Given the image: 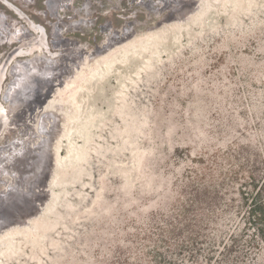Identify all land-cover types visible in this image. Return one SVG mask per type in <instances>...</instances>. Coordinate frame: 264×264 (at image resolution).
Masks as SVG:
<instances>
[{"label": "rangeland", "instance_id": "1", "mask_svg": "<svg viewBox=\"0 0 264 264\" xmlns=\"http://www.w3.org/2000/svg\"><path fill=\"white\" fill-rule=\"evenodd\" d=\"M56 1L0 0V264H216L178 220L211 160L264 154V0Z\"/></svg>", "mask_w": 264, "mask_h": 264}, {"label": "trees", "instance_id": "2", "mask_svg": "<svg viewBox=\"0 0 264 264\" xmlns=\"http://www.w3.org/2000/svg\"><path fill=\"white\" fill-rule=\"evenodd\" d=\"M253 150L250 144L238 147L237 156L224 159L226 172L214 159L204 173L195 175L197 184L191 188H199L181 206L183 221L178 220L186 230L182 250L186 243L197 246V240H204L212 247L208 253L217 249L216 264H264V154ZM192 212L194 219L187 216ZM163 232L175 234L172 229Z\"/></svg>", "mask_w": 264, "mask_h": 264}, {"label": "bare ground", "instance_id": "3", "mask_svg": "<svg viewBox=\"0 0 264 264\" xmlns=\"http://www.w3.org/2000/svg\"><path fill=\"white\" fill-rule=\"evenodd\" d=\"M29 1H31V0H29ZM3 4H7L8 6H10L9 5V3H7V2H3ZM45 5H46V7H47V12L49 13V16L52 18V19H55V21L56 22H60V19L58 18V6H57V1L56 0H45ZM188 5V4H187ZM187 5H185V7L187 6ZM71 7V6H70ZM70 7H67V8H65L64 10H63V15H66L67 14V12H69V13H72L73 15H75V16H77V14H78V11L77 10H75V9H71ZM192 7V6H191ZM186 8H188V7H186ZM184 9V8H183ZM185 10V9H184ZM191 10H192V8H191ZM176 13V11L174 10V11H171L170 13H168L167 14V18H168V16H169V18L170 17H172V15L171 14H173V13ZM189 12V11H188ZM180 13V12H179ZM183 14V13H182ZM171 15V16H170ZM174 15V14H173ZM73 18V17H72ZM4 22V19L2 18V16L0 15V28H1V25H2V23ZM71 26V28L73 29V28H75V30H78L79 28H80V26H81V24L80 23H78V22H75V23H73V24H71L70 25ZM124 28H126V27H124ZM125 31V30H124ZM122 32V31H121ZM111 40H110V43H112V38H110ZM23 40V39H22ZM21 40V41H22ZM52 40V39H51ZM54 43H55V39H53L52 40V44H53V46L52 47H54ZM99 49V48H98ZM35 60L36 59H28L27 60V63L26 64H24L23 66H24V68L26 69H28L29 68V66H28V64L30 63V65L31 66H38L37 64V62L35 63ZM13 69H16V67H13L11 70H10V75H13L14 74V71H13ZM62 72V71H61ZM62 74H63V72H62ZM58 75H59V73H58ZM55 81V80H54ZM58 81V80H57ZM56 83H58V82H56ZM29 86H30V84H28ZM6 92H7V90L10 88V85H9V87H8V85L6 86ZM25 88H26V90L28 91V89H29V87L27 86V85H25ZM12 91L14 92L15 91V88H13L12 89ZM5 100H7L6 98H5ZM8 103H9V101H8ZM11 104V103H10ZM58 109V108H57ZM12 111V110H11ZM30 111L32 112V109H30ZM33 112H34V110H33ZM28 114H29V112H27ZM31 115V114H30ZM26 118V117H25ZM29 118H30V116H29ZM28 118V119H29ZM32 120V119H31ZM33 121V120H32ZM44 121V120H43ZM63 121V120H62ZM58 122V121H57ZM64 122V121H63ZM62 122V123H63ZM21 123V122H20ZM24 124H27V123H25V121L23 122ZM23 123L21 124V125H23ZM44 123H45V121H44ZM59 124V123H58ZM64 125V124H63ZM30 126V125H29ZM30 128V127H29ZM59 129V128H58ZM11 130V129H10ZM49 130V129H48ZM57 130V129H56ZM55 130V131H56ZM27 131V130H26ZM28 132V131H27ZM33 133H34V131H33ZM58 133V132H57ZM31 136H32V132H31ZM19 137H20V135H19ZM36 137H37V135H36ZM43 137V136H42ZM32 138V137H31ZM34 138V137H33ZM41 138V137H40ZM56 138V137H55ZM30 140V139H29ZM23 141H25V140H22L21 142H22V144L20 145V146H18V147H20V148H18L17 150H14V148H11V147H9L8 148V157H2L3 155H4V153H3V155H1V153H0V166H3L4 165V163L6 162H8V161H10V158H12V156H15V155H18V156H21L22 155V153H23V151H24V149L26 148L25 146H24V143H23ZM26 141H28V140H26ZM13 144H16V143H13ZM31 145V144H30ZM30 147V146H29ZM2 148H4V147H2ZM31 148V147H30ZM2 150V149H1ZM12 151H13V153H12ZM28 154V153H27ZM21 159V158H20ZM34 159V158H33ZM15 160V159H14ZM31 161V160H30ZM9 163V162H8ZM5 166H6V164H5ZM15 169V168H14ZM16 170H18V168L16 169ZM21 170V169H20ZM23 170V169H22ZM28 170V169H27ZM5 171H7V170H5ZM10 172V171H9ZM24 174V173H23ZM23 182H24V180H23ZM10 217H12V216H10Z\"/></svg>", "mask_w": 264, "mask_h": 264}]
</instances>
